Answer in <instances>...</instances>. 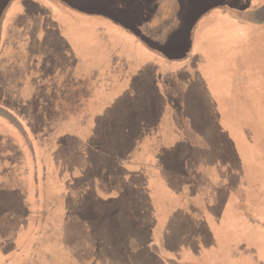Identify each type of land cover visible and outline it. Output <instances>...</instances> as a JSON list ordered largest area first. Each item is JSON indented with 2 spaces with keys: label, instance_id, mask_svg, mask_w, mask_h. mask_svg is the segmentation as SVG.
Here are the masks:
<instances>
[{
  "label": "rangeland",
  "instance_id": "374dc122",
  "mask_svg": "<svg viewBox=\"0 0 264 264\" xmlns=\"http://www.w3.org/2000/svg\"><path fill=\"white\" fill-rule=\"evenodd\" d=\"M111 4L122 9L128 6L121 0H0V141L7 147L0 160V195L8 193V202L0 209L8 210L10 206L19 207L20 204V213L19 208L13 207L5 215L3 223L11 225L3 228L13 230L0 237V264H52V260L44 263L40 251L43 243H37L40 230L42 229L41 237L47 236V230L42 228V224H35L37 217L32 220L34 211L42 208L52 220L56 219L58 212L64 210L65 213L64 205L67 203L70 205L66 210L67 215L84 217L90 213L84 206L87 198H74L72 194L76 189H82L86 185V190L92 191V184L100 187L106 185L111 189V195H114L118 193L116 187L123 186L126 190L133 181L135 185L146 183V176L138 178L126 174V169L132 170L131 159L106 153L110 146L115 145L112 134L115 129L119 126L122 130L134 116L130 112L132 107L128 106V101L146 91L141 88L146 84V65L138 66L136 72V66L128 59L129 46L135 45L138 35L127 28L129 24L118 13L113 12L111 15ZM190 4V9H193L191 11L198 14L192 25L196 26L198 34L208 20L212 21L214 17L222 20L225 16H233L238 23L250 28L249 25H252L259 32L256 36L259 42L257 46L240 47L239 44L237 52L240 57L246 54V58L237 60L236 73L239 70L253 71L251 75L242 73L241 82L231 83L233 94L226 103L232 112L223 113V110H219L220 118L216 117L214 125L216 131L221 130L222 120V123H226L223 124L226 130L230 129L232 139L246 141L247 151L241 152L237 143L238 148L232 147L230 150L233 160L227 161L225 156L219 155L221 159L225 158V162H215L213 169L216 183L223 180L225 182L231 176L238 180L239 173H243L246 182H238L244 188L245 197L243 196L242 201L236 191L233 201H237V205H229V208L220 210L210 203L211 195L208 196L195 185L202 198V202L197 203L179 190L183 185L185 192L184 181L189 184L188 181L191 182L193 178L176 175L174 169L168 173L163 171L168 176L167 183L173 191L169 192L170 197H174L166 198L164 190L158 186V201L163 204L175 198L173 201L181 200L188 204L189 209L186 211L181 206H172L170 215H167L166 227H171L176 221L183 222L185 227L178 234L181 236L182 232L188 237L186 240H190L194 246V253L202 257L212 255L213 257H207L211 260L209 264H264V0H193ZM175 9L176 3L170 0L167 3V15H174ZM114 19L119 23L113 24ZM120 22L127 26H122ZM110 24L106 34L104 30ZM218 24L220 26L219 22ZM136 26L141 33V27ZM108 37L115 38L114 42L106 40L108 47L113 50L108 54L120 56L116 50L117 42L126 50L127 55H124L127 61L120 63L119 68L114 67L118 64L111 63L109 66L106 58H96L98 52L92 49L99 38L103 40L102 38ZM143 39L146 42V36ZM177 51L168 54L177 57L186 50ZM225 51L227 50L223 52ZM219 58L214 59L216 63L220 62ZM113 61L119 63L117 59ZM101 63L105 66H100ZM91 69L95 70L96 75L99 74L98 85L101 86L113 85L120 77L128 79L126 84L122 83L120 91L114 93L112 103H99L93 107L95 111L91 115L83 114L79 122L72 124L68 121H54L62 120L65 116L62 114L64 102H74L72 105H76L73 106L76 108L79 100H83L84 95H78V90L85 88L75 79L69 84L77 95L66 101L69 98L66 97L68 83L64 80L68 78V74L75 70L87 73L86 70ZM133 72L136 75L131 76ZM56 73L62 79H56ZM138 79H143L142 83H137ZM42 80L46 83H42ZM37 83L41 84L38 86L40 88L30 87ZM88 85L91 83L88 82ZM19 90L27 94L37 91L35 101L39 106L34 103V99L15 98L18 95L15 91ZM104 90L105 88L99 89ZM213 99L219 102L216 97ZM145 106L144 104V108ZM55 109H60V112L56 113ZM239 111L241 113H236ZM50 121V128H46ZM207 148L202 147V150ZM208 158L214 160L216 156L210 155ZM86 161L88 168L92 166L93 171L87 175L70 173L71 169L74 170L73 167L86 164ZM122 162V167H118ZM222 162L225 164L223 169ZM105 163L107 166L110 163V170L103 171ZM48 165L53 172L50 177L47 176ZM133 165H139V170L146 172V161L138 160ZM115 167L117 171L114 170ZM100 173L97 177L96 174ZM56 176L57 181L54 183L52 181ZM174 180H177V189L172 184ZM237 180L231 181L236 184ZM215 190L214 194L220 193ZM56 191H67L63 201L58 196H50ZM251 198L254 202L249 201ZM52 204L56 206L55 212L53 207L50 208ZM90 204L89 200L88 205ZM113 211L115 209L110 208V212ZM162 218V221L166 220L165 216ZM112 222V217H109L105 232L111 230ZM118 264L127 263L124 260V263Z\"/></svg>",
  "mask_w": 264,
  "mask_h": 264
},
{
  "label": "crops",
  "instance_id": "0c3cea01",
  "mask_svg": "<svg viewBox=\"0 0 264 264\" xmlns=\"http://www.w3.org/2000/svg\"><path fill=\"white\" fill-rule=\"evenodd\" d=\"M121 1L128 6L122 9L120 6L111 4L113 9L110 12L111 15L113 12L118 13V16L126 20L129 25L121 22L120 24L124 27L127 26L138 35L136 36L137 42L134 41L135 45L129 46L128 59L136 66V72L139 69L138 66L146 65V75H144L146 84L141 86L146 91L133 97L130 102L128 101V106L132 107L130 112H133L134 116L131 117L130 124L123 127L122 130L119 129V126L115 129L112 133L115 145L110 146L106 153L131 159L132 170L127 171L126 169V174L138 178L146 176V183L135 185L136 183L133 181L126 187V190L123 186L116 187L115 190L118 193L114 195H111V189L106 185L100 187L92 184L90 186L92 191L86 190V185L82 189H76L72 194L74 198H87L84 206L90 213L84 217L67 215L66 210L70 208L67 203L64 205L65 213L64 210L58 212L56 219L52 220L47 217L49 213L46 214L44 209L34 211L35 215L32 220L37 217L35 224H42V228L47 230L46 237L44 235L41 237L42 229L40 230L37 243H43L40 251L44 257V263L52 260V264H118L119 262L124 263V260L127 264H209L211 260L209 261L207 257H213L212 255L202 257L194 253V246L190 240H186L188 237L182 232L181 236L178 234L185 227L183 222L176 221L171 227H166L167 215H170L172 206H181L186 211L189 209L188 204L181 200L173 201L175 198L163 204L160 203L157 187L164 190L166 198L174 197L172 195L170 197L169 192L173 191L169 188L168 179H166L168 176H165L163 171L168 173L169 170L176 169L174 171L176 175L181 174L183 178H185L184 175L193 178L191 182L188 181L190 187L186 180L184 181L186 183L184 185L185 192L183 185L179 190L185 193L187 198L197 201V203L202 202L199 188L208 196L211 195L210 198L208 197L210 203L220 210L229 208V205H233L232 207L237 205V201L236 203L233 201L235 199L233 194L236 191L239 192L243 201L245 194L241 184L246 182L243 173H239L238 176L241 184L233 176L227 178L225 182L223 180L216 183V174L213 169L215 162H225V158L221 159L219 155L225 156L227 161L233 160L234 156L230 157L232 141L234 145L239 143L241 152L247 151L246 141L232 139L230 129L229 132L226 130L223 125L226 123H222V120V126L219 128L221 130L216 131L214 125L219 110H223V113L232 112L231 108L224 104V101L233 94L231 83L241 82V74L246 75L247 73L244 70H239L236 73L237 60L246 56V54L239 56L237 52L239 44L240 47H247L249 44L258 45L256 36L259 32H256L252 25H249L250 28L246 24L238 23L233 16H231L232 18L225 16L226 19L224 17L221 20L224 23L218 28L220 30L217 31V37L214 35L216 34L214 24L215 22L221 24L218 17L212 18V21L208 20L202 27L204 29L198 34L196 26H192L198 16L191 11L193 9H190V3L193 0H173L176 3L174 15H167V3L170 0ZM114 20L113 24L119 23L118 20ZM136 25L141 27V33L137 31ZM208 25L209 27H206ZM110 27L111 24L104 30L106 34ZM145 36L146 42L143 39ZM102 39L99 38L97 45L92 47L98 52L96 58H106L109 61V66L111 63L118 64L114 67L119 68L120 63L127 61L124 55V53L127 55L126 50L117 42L116 50L120 56L108 54L113 50L108 47L106 40L114 42L115 38ZM125 41L127 42V40ZM84 42L87 47L85 37ZM184 49L186 51L177 57H171L168 54ZM224 50L227 51L223 52ZM217 57L223 61L216 63L214 59ZM113 59L119 60V63ZM100 66L105 65L101 63ZM98 68L100 69L99 66ZM86 71L88 72L83 73L75 70L72 74H68V78L64 80L68 83L66 97L69 98L66 101L77 95V92L71 90L69 84L75 79L85 88L79 89L78 95L84 96L83 100H79L76 108L73 107L76 105H72L74 102H64L62 114L65 116L62 120L54 119L57 123L68 121L75 124L79 122L83 114L91 115L95 111L93 107L99 103H107V105L112 103L113 99L111 98L114 93H118L122 83L126 84L128 79L120 77L115 84L105 87L98 85L100 76L96 75L94 69ZM117 71L120 72V70ZM56 75V79H62L58 73ZM134 75L136 74L133 72L131 76ZM139 76L143 75L139 74ZM142 81L143 79L136 80L137 83H142ZM88 82L91 85H88ZM42 83L46 82L42 80ZM37 84H31L30 87L40 88L38 86L41 84ZM100 88H105V90L99 91ZM115 88L117 89L115 90ZM15 92H18L15 98H31L38 105L35 101L37 91L29 94L23 90ZM71 92L73 94H70ZM41 96L44 95L41 94ZM102 96L105 98H101ZM12 97L14 96L12 95ZM213 97L219 99V102L214 101ZM40 108L38 107V109ZM54 111L59 113L60 109ZM51 123L52 121L48 122L46 128H50ZM183 129L185 133H183ZM34 138L38 139L39 137ZM202 147L208 148L204 151ZM5 149L7 147L3 141H0V160L3 159L1 156ZM210 155L216 156V159L211 160L208 158ZM138 160L146 161V172L139 170V165H133ZM157 160L160 163L158 168L155 166ZM224 162L221 165L222 169L225 165ZM85 163L76 165L73 167L74 170H70V173L72 175L81 173L87 175L93 171L92 166L88 168V162ZM122 165L123 162L118 167H122ZM110 168V163L109 166L105 163L103 171H108ZM114 170L117 171V168L115 167ZM47 171L49 172L47 176H52L50 165H48ZM101 173L96 176L99 177ZM232 179L237 180V183L231 181ZM56 181L57 176L53 178L52 182ZM172 184L177 189V180H174ZM195 185L199 188H196ZM215 189L220 193L214 194ZM66 193L67 191H56L50 196H54V198L58 196L59 200L63 201ZM89 200L91 201L90 205H88ZM249 201L254 202V199L251 198ZM7 202L8 193L5 196L0 195V208ZM13 207L19 208L18 213H20V204L19 207L17 205L10 206L8 210L0 209V237L13 230V228L10 230L3 228L11 225L3 222L6 213ZM52 207L55 212L56 206L52 204L50 208L52 209ZM110 208H114L115 211L110 212ZM244 209L247 212L245 207ZM163 216L166 217L165 221H162ZM109 217H112L113 220L112 227L111 230L105 232ZM17 218L18 215L15 220ZM32 220L30 219L29 227H31ZM219 258L221 259V257Z\"/></svg>",
  "mask_w": 264,
  "mask_h": 264
},
{
  "label": "trees",
  "instance_id": "16d2710c",
  "mask_svg": "<svg viewBox=\"0 0 264 264\" xmlns=\"http://www.w3.org/2000/svg\"><path fill=\"white\" fill-rule=\"evenodd\" d=\"M218 19H219V18H218ZM219 21H221V20L219 19ZM222 23H224V22L221 21L220 26L222 25ZM220 26H219L218 22H216V25H214V29H216V31H215L216 34H217V31L220 30V29H218V28H220ZM216 36H217V35H216ZM253 45L257 46L256 44H249V46H253ZM248 51H250V49H248ZM245 52L247 53L246 50H245ZM245 58H246V57H245ZM221 61H223V59L220 58V62H221ZM246 71H247L246 75H251V72H252L253 70H246ZM254 71H255V70H254ZM226 100H227V99H225V101H224V104H225V105H227ZM236 113H241V112H236ZM216 116H217L218 118H220V115H219V114H216ZM238 119H240V118H238ZM220 122H221V121H220ZM183 133H185V130H184V129H183ZM236 145H237V143H236ZM236 145H234V143H233V141H232V146H233L234 149H237V148H238V146L236 147ZM246 149H247V144H246ZM161 153H162V151H161ZM155 166H157V168H158V166H160V163H159L158 160H157V162L155 163Z\"/></svg>",
  "mask_w": 264,
  "mask_h": 264
}]
</instances>
